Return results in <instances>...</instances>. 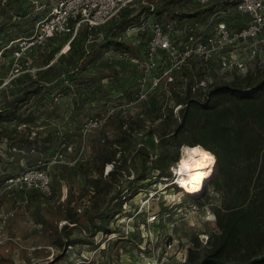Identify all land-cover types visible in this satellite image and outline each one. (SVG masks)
Returning <instances> with one entry per match:
<instances>
[{"label": "rangeland", "instance_id": "obj_1", "mask_svg": "<svg viewBox=\"0 0 264 264\" xmlns=\"http://www.w3.org/2000/svg\"><path fill=\"white\" fill-rule=\"evenodd\" d=\"M46 2H34L35 16L45 15ZM56 2L52 0L50 4L54 6ZM162 3L163 0H133L127 9L138 12L147 7L151 12ZM182 6L183 3L172 5L171 12L175 9L183 11ZM131 28L120 38L136 49L137 55L129 53L130 56L142 57L145 33L131 31ZM72 41L69 37L49 41L33 58L22 61L16 79L0 90V110L10 109L17 116L1 123L2 128L19 130L24 126L20 125L21 121L32 114L29 123L32 135L50 133L53 145H56L55 151L49 150L45 161L53 190L50 197L41 194L30 197L26 191L7 188L4 180L0 182V264H198L211 247L210 239L220 234L217 212L237 204V209L249 210L251 194L246 200L234 195L233 201L237 202L232 203V194L227 189L229 179L226 177L215 183L217 160L203 192L194 198L179 193L178 187L169 184L172 175L169 179H156L157 172L149 170L148 162L147 179L140 182V191L136 195L122 199L121 212L108 220L107 234L84 231L88 216L103 211L109 197L118 194L126 182L142 170L140 150L144 148L152 159L153 154L163 149H174L175 143L167 133L174 128L173 119L178 118L179 110L174 109L172 88L167 91L163 86L153 88V75L140 71L123 60L121 52L112 50L86 68L87 75H94L100 81L102 92L94 91L93 98L83 87L68 80L65 81L67 89L62 93L52 98L41 94L38 73L56 63L58 57L68 54ZM49 55L52 57L47 59ZM8 61L6 56L2 62L8 64ZM248 75L252 78L251 84L264 78V64L250 62ZM6 76L8 72L0 69L1 82ZM246 76L233 72L218 73L217 76L205 74L202 79L193 78L191 93L198 97L212 85L244 84ZM208 77L211 83L207 82ZM24 92L30 93L27 100L15 102ZM170 108H173V114L169 113ZM141 120L143 125L139 127ZM129 121H134L137 128L131 135L132 147L125 155L126 169L121 171L123 174L114 175V183H107L111 171L107 167L111 164L103 166L105 180L99 179L95 167L111 157L114 150L125 146V140L118 133ZM121 123L124 125L119 131ZM191 138L186 133L179 139L182 143L177 149V160L181 146L189 145ZM6 145L5 137H1V157H4ZM14 154L22 162L23 154L16 151ZM117 157L118 153L115 159ZM236 165L235 169H244L250 175L251 165L241 161ZM18 172L16 169L13 175L17 176ZM4 174L0 172V181ZM158 197L161 202H156ZM69 210L76 215L78 226L67 220ZM152 214L157 216L155 221L149 220ZM209 215L215 218L208 219ZM99 222L100 219H95V223ZM67 240L74 243L67 246Z\"/></svg>", "mask_w": 264, "mask_h": 264}, {"label": "trees", "instance_id": "obj_2", "mask_svg": "<svg viewBox=\"0 0 264 264\" xmlns=\"http://www.w3.org/2000/svg\"><path fill=\"white\" fill-rule=\"evenodd\" d=\"M36 1L0 0L1 70L4 69L8 72L13 62L12 49L8 47L9 44L19 38H28L36 21L41 18L42 15H34L36 13L34 2ZM51 1L47 0L44 14L52 6ZM184 1L186 0H163L161 6L151 12H148L147 7L138 12L124 9L105 25L95 28L96 30L88 31L86 28H80L70 44L68 54L58 57L56 63L38 73L41 77L38 82L41 86V88L38 87L40 93L52 98V96L67 89L65 86L67 80L79 88L83 87L86 92L90 93L91 97L94 91L101 93L100 81L94 75L86 74L87 66L93 65L109 50L137 55L136 49L124 43L120 36L128 28L139 25L140 21L145 18L143 17L145 14L154 17L167 14L177 17L184 15L191 18L209 12L211 9L193 13L182 12L181 14L171 12L172 5ZM39 49L27 53L21 62L27 61L28 57L33 58ZM66 51L67 47L64 52ZM6 56L9 57L8 64L2 62ZM51 57L52 55H49L47 59ZM205 74L215 76L212 70H207L198 61H190L182 72L184 76V79L180 80L182 82L177 79L169 86L174 95V106H181L178 118L173 119L174 128L167 133L170 135V140L175 143L174 149L171 151L163 149L158 154H153L152 159H149L150 154L144 148L140 150L139 152L143 155L142 170L136 172L133 179L127 181L125 188L121 189L118 194L109 197L103 211L88 216L84 231L88 234L95 232L107 234L108 220L115 213L121 212L122 199L136 195L140 191V182L147 179L146 164L148 162H150L149 170L157 172L156 179L171 178L172 174L169 172V168L178 161L177 149L182 143L179 139L184 134L189 133L192 137L189 145H202L216 156L218 172L215 183L219 179L226 177L229 179L230 183L227 189L228 193L232 194V203L237 202L233 201L234 195L243 196V200H246L251 194L247 212L237 209L238 204L217 212V225L220 234L210 239L211 247L198 264H264V78L251 84L252 78L248 75L243 80L244 84L234 82L229 85H212L205 94L194 97L191 93L194 88L193 82H195L193 78L194 80L195 78L202 79ZM191 76L193 77L191 78ZM14 79L16 78L11 81ZM96 82L98 83L97 86H95ZM34 91L36 90L32 92ZM28 95L30 93L24 92L14 101H26ZM11 107L12 103L9 108ZM11 113L10 109L0 110V124L17 118L14 113ZM169 113L173 114V108H170ZM32 117V114H29L27 120H22L20 125L24 126L19 130L7 131L0 126V138L5 137L7 141L4 157L0 155V172L5 173L0 182L14 177L13 173L16 169L19 174L25 170L37 168L39 162L46 161L50 149L56 150L50 133L32 135L29 129ZM123 125V123L119 124V131ZM142 125L143 120H141L139 127ZM135 128H137L135 122L129 121L126 128L121 129L118 133L119 136L123 137L126 144L117 149L119 152L114 150L111 157L104 159L100 166L95 167L94 172L99 179L105 180L102 172L104 164L112 165L107 183H114L116 173L123 174L121 171L124 172L126 169L125 155L132 147L131 135ZM14 151L20 155L23 154L22 162L20 159H16ZM117 153L118 157L115 159ZM239 161L251 165L252 170L249 176L244 169H235ZM34 194L40 193L34 190L27 192L30 197H33ZM69 211L67 220L78 226L76 215L71 210ZM95 219H100V222L95 223ZM67 243H69L67 246H70L74 242L67 240Z\"/></svg>", "mask_w": 264, "mask_h": 264}, {"label": "built area", "instance_id": "obj_3", "mask_svg": "<svg viewBox=\"0 0 264 264\" xmlns=\"http://www.w3.org/2000/svg\"><path fill=\"white\" fill-rule=\"evenodd\" d=\"M132 1L57 0L36 21L28 38H19L9 44L13 62L0 88L9 84L21 71V60L27 53L43 48L54 38L69 37L73 40L80 28L88 31L99 28L127 9ZM208 8H211L209 12L191 18L169 14L143 18L139 25L131 28V31L145 33L142 57L122 53V59L153 75L152 87L163 86L165 91L177 79H184L182 72L190 61H198L207 70H212L215 76L233 72L244 77L248 74L250 62L263 65L264 0H186L183 11L175 9L174 12H202ZM208 81L211 83L212 80L208 77ZM140 97L144 98L143 95ZM180 107L176 106L175 111ZM45 165V162H39L37 168L7 179V188L26 192L34 190L50 197L51 179ZM173 181L172 174L171 186H174ZM150 196L154 197V194ZM161 201L159 197L156 199V202ZM156 218V214H152L149 220L155 221Z\"/></svg>", "mask_w": 264, "mask_h": 264}, {"label": "clouds", "instance_id": "obj_4", "mask_svg": "<svg viewBox=\"0 0 264 264\" xmlns=\"http://www.w3.org/2000/svg\"><path fill=\"white\" fill-rule=\"evenodd\" d=\"M215 163L216 156L202 145L184 144L180 148L179 161L170 168L175 177L173 182L189 193H197L201 190L204 179L212 174L211 166ZM203 169H207V171ZM107 170H111V165L107 167ZM214 218L212 215L208 216V219ZM203 239L206 240L207 237H203Z\"/></svg>", "mask_w": 264, "mask_h": 264}, {"label": "bare ground", "instance_id": "obj_5", "mask_svg": "<svg viewBox=\"0 0 264 264\" xmlns=\"http://www.w3.org/2000/svg\"><path fill=\"white\" fill-rule=\"evenodd\" d=\"M179 159H180V157H179ZM179 159H178V161H179ZM177 161V162H178ZM177 164V163H176ZM216 164V163H215ZM214 166V165H213ZM213 166H211L212 167V169H213ZM204 171H207V169H203ZM213 173V172H212ZM210 177H212V174L209 176V177H206L205 179H204V181L202 182V186H201V190L199 191V192H197V193H189V192H187L184 188H181L179 185H177V184H175V183H173L176 187H178L179 188V192H182V193H184L187 197H192V198H194V197H197V196H199L200 195V193L201 192H203V190H204V188H205V183H206V181H208V179L210 178ZM173 178L175 179V177L173 176ZM181 193V194H182Z\"/></svg>", "mask_w": 264, "mask_h": 264}]
</instances>
